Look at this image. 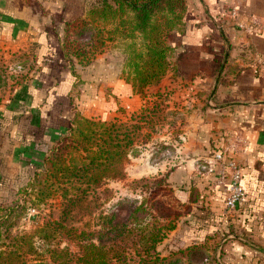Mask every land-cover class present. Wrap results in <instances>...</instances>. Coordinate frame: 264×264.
I'll return each instance as SVG.
<instances>
[{"label": "crops", "instance_id": "crops-1", "mask_svg": "<svg viewBox=\"0 0 264 264\" xmlns=\"http://www.w3.org/2000/svg\"><path fill=\"white\" fill-rule=\"evenodd\" d=\"M84 2L0 0V57L24 54L30 46L36 51L35 74L8 91L6 83L0 84V189L13 177L12 161L16 172L27 167L23 140L44 151L46 132L70 120L66 109L74 78L62 57L60 35L63 22L84 16ZM62 6L63 17L57 19ZM168 44L170 67L160 83L148 88L174 85L180 94L189 93L184 102L197 105L184 128L186 144L197 158L169 175L173 185L178 174L186 175V185L187 177L197 176L198 203L208 229L185 223L193 235L188 244H207L209 264H264V0H186L182 28L168 36ZM110 83L123 100L133 90L124 75ZM22 103L30 110H18ZM235 136L244 143L233 140ZM211 142L238 149L245 196L232 212L224 208L227 181L213 186L217 165L209 170ZM11 145L16 154L8 151ZM176 195L188 201L186 189Z\"/></svg>", "mask_w": 264, "mask_h": 264}, {"label": "trees", "instance_id": "trees-1", "mask_svg": "<svg viewBox=\"0 0 264 264\" xmlns=\"http://www.w3.org/2000/svg\"><path fill=\"white\" fill-rule=\"evenodd\" d=\"M185 11L186 0H92L84 16L66 20L61 30L62 57L74 78L72 91L79 77L77 64L85 67L108 43L119 41H126L124 50L131 71V78L126 81L138 92L156 86L171 64L168 36L182 28ZM31 76L28 70L22 79ZM154 95L162 97L159 91ZM150 110L145 108L128 122L88 118L75 109L65 131L43 141L47 151L28 185L37 203L60 198V220L47 222L41 229L49 227L58 235L63 230L60 241L67 244L61 248L60 243L50 246L48 259L33 260L20 259L18 249L12 246L7 252L13 257L10 264H158L163 258L157 245L175 230L181 217L191 213L193 220L186 218L190 227L208 229L198 215L202 208L189 206L198 201L196 184L190 180L186 189L188 201L180 202L173 195L169 172L133 182L148 192L141 201L119 199L110 204L108 211L104 208L112 198L107 183L125 179L129 157L138 155L136 147L147 142L139 136H150L149 132H141L143 124L149 125ZM211 147L213 154L218 146L211 142ZM160 195H166L176 208L162 205ZM82 210L88 215L99 211L96 230L67 226L66 221ZM72 234L77 252L70 250ZM31 245L28 241L29 249ZM3 253L0 251V258ZM210 254L211 248L205 243L187 244L180 247L182 258L175 257L167 264L195 256L208 260Z\"/></svg>", "mask_w": 264, "mask_h": 264}, {"label": "rangeland", "instance_id": "rangeland-1", "mask_svg": "<svg viewBox=\"0 0 264 264\" xmlns=\"http://www.w3.org/2000/svg\"><path fill=\"white\" fill-rule=\"evenodd\" d=\"M91 1L85 0L84 4L88 6ZM80 3L83 4V2ZM63 8L62 6L61 10L56 13L57 19L61 16L63 17L65 9ZM125 44L126 41L108 43L83 68L74 60L77 64L79 77L75 79L74 90L70 92L73 103L68 104V109H66V113L70 110L71 115L76 109L78 110L77 112H81L82 116L88 118L108 121L120 119L128 122L131 121L133 115L140 114L145 108L151 109V117L149 116L148 120L150 121L149 125L143 124L144 128L141 131L142 134L149 132L150 136L148 138L139 136L147 142L136 147L139 150L138 155L129 157V162L125 167V179L110 181L106 185L112 190L111 200L104 205L107 211L110 204L119 199L137 200L139 202L148 196L146 189L142 191L140 185L133 183L135 180L153 178L167 172L170 173L180 164L186 163L187 160L197 158L196 151L191 148V145H187L186 139H184V136H186L184 128L187 124L188 115L197 107L192 102L193 105L190 102H184V98L189 94L188 92L180 94L178 88L174 85L169 86L168 84L164 86L163 84L162 86L164 87L145 89L143 92H138L133 88L129 96L123 100L112 90L110 82L114 78L123 75L126 80L131 78L130 67L127 66L128 56L124 50ZM35 52V48L30 46L28 52H24V54L14 53L13 56L5 59L0 57V84L6 83V91L14 88L16 82L21 80L28 70L31 75L35 74ZM11 85H13L12 88H10ZM156 91H159L162 97L155 96L154 92ZM163 94L167 95L164 96ZM17 109L30 110L25 108L23 103ZM53 120L56 121V119ZM5 122H8L6 125H9L11 120L8 119ZM66 127L67 125L63 122L60 127H54L52 130L61 133L65 131ZM52 130L51 132L48 130L46 136L41 138V140H52L53 136L57 134V132L52 133ZM22 146L24 147L22 160L25 165L27 163V167L18 169L16 172L14 166H16L17 162L16 160L12 161L9 169L12 170L13 177L11 180L6 178L5 183L1 184L3 187L0 189V251L4 252L0 258V264H10L13 257L7 252L12 246L18 249L20 259L33 260L38 258L48 259L50 246L56 247L60 243L61 248L67 244V241H60L63 230L58 235L49 227L41 229L47 222L60 220V198L55 196L44 203H37L35 195L28 185L33 177L34 169L41 166L42 157L47 151V147H43L44 151H35L33 150L35 146L32 141H26V139L23 140ZM8 151L16 154L12 145L8 147ZM199 160L201 161V159ZM183 174H178L177 179L179 181L176 185L172 184L173 195L178 201H180L176 195L178 190L188 188V184L186 185L182 179L186 177ZM196 177L191 174L187 178L198 187L199 199L200 190ZM158 200L162 205L169 206L168 208H176L166 195L158 196ZM189 206L193 208L203 207L198 201L189 204ZM84 212L82 210L80 213H75L71 219L66 221L67 226L72 224L78 230H96L98 228L99 211L91 215ZM198 212V215L205 219L206 216H203L202 212ZM124 213L122 212L121 214L123 215ZM186 218L187 220H193L191 213L187 217H181L176 222L175 230L168 232L166 238L157 245V250L164 261L158 264H167L173 258L180 257V247L187 245L188 240L193 237L190 231H186L187 228L183 226L187 221ZM46 231L47 233H45ZM44 233L46 236L45 240L42 238ZM27 235H30L31 238L25 237ZM69 238L71 243L70 250L77 252L78 247L75 246L74 235ZM28 241L31 242L32 249H29ZM209 260L195 256L190 260L180 259L175 264H209Z\"/></svg>", "mask_w": 264, "mask_h": 264}, {"label": "built area", "instance_id": "built-area-1", "mask_svg": "<svg viewBox=\"0 0 264 264\" xmlns=\"http://www.w3.org/2000/svg\"><path fill=\"white\" fill-rule=\"evenodd\" d=\"M233 140L238 143H244V140L240 136H235ZM237 150L236 147L230 148L228 144L220 145L208 161L210 171L212 170L211 164L215 163L217 165V174L213 186L224 185L227 181L224 197L226 212L234 211L245 196V189L241 184L242 165L235 155L238 153Z\"/></svg>", "mask_w": 264, "mask_h": 264}]
</instances>
